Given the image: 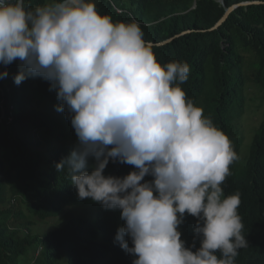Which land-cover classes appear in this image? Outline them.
I'll return each mask as SVG.
<instances>
[{
	"label": "clouds",
	"instance_id": "1",
	"mask_svg": "<svg viewBox=\"0 0 264 264\" xmlns=\"http://www.w3.org/2000/svg\"><path fill=\"white\" fill-rule=\"evenodd\" d=\"M154 47L138 20L115 21L96 0H0V79L18 62L15 84L39 77L56 91L77 137L56 170L78 199L120 211L115 241L132 264H237L242 194L222 187L237 153L183 90L189 63L161 64ZM110 161L133 170L105 175ZM186 215L197 223L185 242ZM194 237L199 248L186 246Z\"/></svg>",
	"mask_w": 264,
	"mask_h": 264
},
{
	"label": "trees",
	"instance_id": "2",
	"mask_svg": "<svg viewBox=\"0 0 264 264\" xmlns=\"http://www.w3.org/2000/svg\"><path fill=\"white\" fill-rule=\"evenodd\" d=\"M41 2L30 0L33 6ZM96 4L115 21L138 20L161 64L180 60L191 66L183 90L230 138L238 156L222 185L226 196L237 190L242 194L239 213L249 245L239 251L237 264H264V117L251 139L242 124L250 109L264 107V0ZM18 71L13 62L0 79V264H132L136 257L115 241L124 224L120 211L78 199L66 171L56 170L77 141L66 112L56 110V91L39 77L15 84ZM132 170L110 161L104 174L122 177ZM41 222L55 223L45 228L48 232H36ZM196 223L186 215L179 228L182 240ZM193 244L199 248V239L186 246ZM32 248L34 256L21 261Z\"/></svg>",
	"mask_w": 264,
	"mask_h": 264
},
{
	"label": "rangeland",
	"instance_id": "3",
	"mask_svg": "<svg viewBox=\"0 0 264 264\" xmlns=\"http://www.w3.org/2000/svg\"><path fill=\"white\" fill-rule=\"evenodd\" d=\"M264 117V107H256L254 106L252 109H250L246 115L243 118V126L245 127L246 131H247V137L248 139H251L252 137V133L254 132V129L259 126V124L261 123L262 119ZM51 223H55V222H51ZM51 223L45 224V223H40L38 225V229L36 230V232H48L49 229V225H51ZM44 228V229H43ZM45 228H48L47 230ZM34 252L35 249L32 248L29 251V254L27 256L22 257L21 261H25L27 257H32L34 256Z\"/></svg>",
	"mask_w": 264,
	"mask_h": 264
},
{
	"label": "water",
	"instance_id": "4",
	"mask_svg": "<svg viewBox=\"0 0 264 264\" xmlns=\"http://www.w3.org/2000/svg\"><path fill=\"white\" fill-rule=\"evenodd\" d=\"M221 3H224V0H220ZM244 4H249V3H244ZM236 7H232V8H227L226 10V14L224 16V18L217 24L216 27L220 26L226 19L227 17L229 16V14L235 9Z\"/></svg>",
	"mask_w": 264,
	"mask_h": 264
},
{
	"label": "built area",
	"instance_id": "5",
	"mask_svg": "<svg viewBox=\"0 0 264 264\" xmlns=\"http://www.w3.org/2000/svg\"><path fill=\"white\" fill-rule=\"evenodd\" d=\"M119 12H121V10L117 9Z\"/></svg>",
	"mask_w": 264,
	"mask_h": 264
}]
</instances>
